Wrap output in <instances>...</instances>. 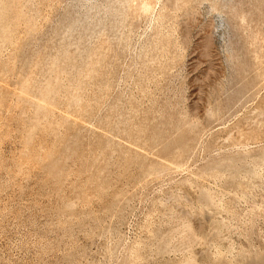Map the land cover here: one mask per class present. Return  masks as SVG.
I'll use <instances>...</instances> for the list:
<instances>
[{"label":"rangeland","instance_id":"rangeland-1","mask_svg":"<svg viewBox=\"0 0 264 264\" xmlns=\"http://www.w3.org/2000/svg\"><path fill=\"white\" fill-rule=\"evenodd\" d=\"M120 1L0 0V264H264V0Z\"/></svg>","mask_w":264,"mask_h":264},{"label":"bare ground","instance_id":"bare-ground-1","mask_svg":"<svg viewBox=\"0 0 264 264\" xmlns=\"http://www.w3.org/2000/svg\"><path fill=\"white\" fill-rule=\"evenodd\" d=\"M23 1H24V0H23ZM150 1H151V0H150ZM150 1H149V0H122V1L119 2V4L117 3V4L119 5V8H118L117 6H116V7H117L118 9H120L119 11L121 12L122 10H124V8H128V10L131 9V6L133 7L134 2H135V3L137 2V3L134 5V6L136 7L135 9L138 8V11H140V13H144V14H145V13H148V12H150V11L152 10V5H153V4H151V3H153V2L151 1V3H150ZM154 1H155V0H154ZM177 1H178V0H177ZM183 1H184V0H183ZM183 1H182V2H183ZM27 2H28V1H27ZM109 2H110V0H109ZM173 2H175V1L173 0ZM173 2H172V4H173ZM182 2L180 1V4H181ZM184 2H185V1H184ZM9 3H10V2H9ZM90 3H91V2H90ZM99 3H100V2H99ZM113 3H115L114 0H113ZM113 3H112V4H113ZM155 3H157V2H155ZM167 3H168V2H167ZM175 3H176V2H175ZM178 3H179V2H178ZM21 4H22V3H21ZM83 4H84V3H83ZM102 4H103V3H102ZM104 4H105V2H104ZM106 4H108V3H107V0H106ZM85 5H86V4H85ZM95 5H96V4H95ZM100 5H101V4H100ZM110 5H111V4H109V5H107V6L109 7ZM113 5H114V4H113ZM113 5H112V6H113ZM183 5H184V3H183ZM92 6H93V4H92ZM92 6H90V7H92ZM97 6H98V5H97ZM180 6H181V5H180ZM180 6H179V7H180ZM14 7H15V6H14ZM86 7H87V6H86ZM95 7H96V6H95ZM105 7H106V6H105ZM155 7H156V6H155ZM155 7H154V8H155ZM177 7H178V6H177ZM177 7H176V8H177ZM96 8H97V7H96ZM96 8H95L94 10H96ZM98 8H99V6H98ZM103 8H104V7H103ZM106 8H107V7H106ZM106 8H104L103 11L107 10L106 12H108V9H109V8H108V9H106ZM174 8H175V7H174ZM86 9H87V8H86ZM92 9H93V8H92ZM101 9H102V8H101ZM112 9L114 10L113 7H112ZM115 9H116V8H115ZM118 9H117V10H118ZM132 9H133V8H132ZM87 10H88V9H87ZM162 10H164V9L162 8ZM172 10H173V9H172ZM96 11H97V10H96ZM109 11H110V10H109ZM111 11H112V10H111ZM114 11H115L114 15H116L117 13H119L118 11H117V13H116V10H114ZM134 11H135V10H134ZM138 11H137V12H138ZM152 11H153V10H152ZM85 12H86V11H85ZM87 12H88V11H87ZM100 12H101V11H100ZM100 12H99V13H100ZM122 12H123V11H122ZM124 12H127V11L124 10ZM169 12H170V11H169ZM96 13H97V12H96ZM104 13H105V12H104ZM112 13H113V11H112ZM128 13H129V12H128ZM134 13H135V16H136V12H134ZM88 14H89V13H88ZM101 14H102V12H101ZM101 14H100V15H101ZM121 14H122V13H121ZM121 14H119V15L121 16ZM132 14H133V12H131V17H132ZM137 14H138V13H137ZM150 14H151V12H150ZM165 14H166V13H165ZM85 15H86V14H85ZM85 15H84V16H85ZM95 15H96V14H95ZM105 15L107 16L106 13H105ZM111 15H113V14H110L109 17H110ZM122 15H123V14H122ZM125 15H126V14H125ZM89 16L92 17V16H94V15H93V13H92V16H91V14H90ZM97 16H99L98 13H97ZM97 16H94V17H97ZM116 16H117V15H116ZM116 16H115V17H116ZM120 16H118V17H120ZM149 16H150V15H149ZM149 16H148V17H149ZM169 16H170V15H169ZM85 17H86V16H85ZM99 17H100V16H99ZM102 17H104V16H102ZM128 17H129V15H128ZM131 17H130V18H131ZM138 17H139V16H138ZM163 17L165 18V16H163ZM163 17H162V18H163ZM167 17H168V15H167ZM186 17H187V16H186ZM97 18H98V17H97ZM125 18H126V17H125ZM135 18H136V17H135ZM164 18H163V19H164ZM79 19H80V18H79ZM79 19H78V20H79ZM84 19H85V18H84ZM103 19H104V18H103ZM103 19H102V20L100 19V23H101V21H103ZM110 19H111V17H110ZM132 19H133V17H132ZM186 19H187V18H186ZM81 20H82V19H81ZM89 20H90V22H92V21H91L92 19H89V17H88V21H89ZM94 20H95V19H94ZM96 20H97V19H96ZM111 20L113 21V18H112ZM117 20H118V19H117ZM120 20H121V19H120ZM122 20H123V19H122ZM122 20H121V22H122ZM124 20L126 21V19H124ZM128 20H129V19H128ZM188 20H189V19H188ZM106 21H107V20H106ZM116 22L119 23V21H116ZM121 22L119 23V26H120V24H122ZM133 22H134V21H133ZM75 23H76V22H75ZM75 23H74V24H75ZM77 23H78V22H77ZM88 23H89V22H88ZM93 23H94V21H93ZM106 23H107V22H106ZM80 24H81V23H80ZM90 24H91V23H90ZM90 24H89V26H90ZM95 24H96V23H95ZM95 24H94V25H95ZM98 24H99V23H98ZM102 24H103V23H102ZM109 24H110V23H109ZM112 24H113V23H111V25H112ZM81 25H82V24H81ZM83 25H84V24H83ZM86 25H88V24H86ZM94 25H93V27H94L93 29L95 30V29H97V27H96L97 25H95V26H94ZM99 25H100V24H99ZM114 25H115V27H118V26H116V23H115ZM123 25H124V24H123ZM125 25H126V24H125ZM130 25L132 26V22L130 23ZM133 25H134V24H133ZM75 26H76V25H75ZM84 26H85V25H84ZM109 26H110V25H109ZM87 27H88V26H87ZM90 27H92V25H91ZM95 27H96V28H95ZM121 27H122V25H121ZM74 28H75V27H74ZM88 28H89V27H88ZM98 28H99V26H98ZM125 28H126V27L124 26L123 29H125ZM81 29H84V28L81 27ZM90 29H91V28H90ZM93 29H92V30H93ZM112 29H113V28H112ZM115 29L120 30L119 28H114L113 30H115ZM123 29H122V30H123ZM130 29H131V27H130ZM79 30H80V29H79ZM86 30H87V29H86ZM103 30H104V29H102V31H103ZM105 30H106V29H105ZM108 30H109V29H108ZM108 30H107L106 32H108ZM110 30H111V29H110ZM110 30H109V31H110ZM118 30H117V31H118ZM90 31H91V30H89V31H87V32L89 33ZM85 32H86V31H85ZM85 32H84V33H85ZM87 32H86V33H87ZM95 32H96V31H95ZM111 32H113V31H111ZM123 32H124V31H123ZM76 33H79V31H78V32L76 31ZM80 33H81V32H80ZM82 33H83V32H82ZM82 33H81V34H82ZM91 33H92V32H91ZM98 33H101V34L103 35V32H100V31H99ZM104 33H105V32H104ZM113 33H114V32H113ZM113 33H112V35H114V34H116V33H118V32L115 31V33H114V34H113ZM81 34H80V35H81ZM101 34H99V37H100ZM106 34H107V33H106ZM119 34H120V33H119ZM121 34H122V33H121ZM124 34H125V32H124ZM124 34H123V35H124ZM68 35H69V34H68ZM82 35H83V34H82ZM88 35H90V34H88ZM93 35H94V34H93ZM96 35H98V34H96ZM102 35H101V36H102ZM107 35H108V34H107ZM107 35H106V36H107ZM110 35H111V34H110ZM84 36H85V35H84ZM91 36H92V35H91ZM120 36H121V35H120ZM115 37H116V35H115ZM82 38H83V37H82ZM84 38H85V37H84ZM84 38H83V39H84ZM89 38H90V37H89ZM91 38H92V37H91ZM94 38H95V35H94ZM94 38H93V39H94ZM97 38H98V37H97ZM117 38H119V36H118ZM120 38H121V37H120ZM86 39H87V37H86ZM86 39L83 40V41L85 42ZM112 39H113V38H112ZM121 39H122V38H121ZM123 39H124V38H123ZM117 40H118V39H116V41L114 40L115 44H117ZM81 41H82V40H81ZM87 41L91 42L89 39H88ZM87 41H86V42H87ZM109 41H110V39H109ZM109 41H108V42H109ZM123 41H124V40H123ZM120 42H121V41H120ZM82 43H83V42H82ZM111 43H113L112 40H111ZM118 43H119V40H118ZM106 44H107V43H106ZM108 44H109V43H108ZM121 44H122V43H121ZM123 45H124V44H123ZM108 46L110 47V45H108ZM111 46H112V44H111ZM117 46H118V45H117ZM117 46H116V50H117ZM120 46H121V45H120ZM113 47H114V45H113ZM121 48H122V47H121ZM105 49H106V48H105ZM82 50H83V49H82ZM108 50H109V48H108ZM69 51H70V50H69ZM105 53H106V52H105ZM105 53H104V54H105ZM64 55H65V53H64ZM103 56H104V55H103ZM103 56H102V58H103ZM104 57H105V56H104ZM73 64H74V63H73ZM260 65H261V64H260ZM262 65H264V64H262ZM262 65H261V66H262ZM97 66H98V65H97ZM61 67H62V66H61ZM86 67H87V66H86ZM262 68H263V67H262ZM63 70H65V68H64ZM71 70H72V69H71ZM259 70H260V68H259ZM257 71H258V69H257ZM257 71H256V72H257ZM263 71H264V70H263ZM88 73H89V72H88ZM258 73H260V72H258ZM262 73H263V72H262ZM258 75H259V74H258ZM261 76H262V75H261ZM261 78L263 79V77H260V79H261ZM257 80H259V79H257ZM261 81H262V80H261ZM256 82H257V81H256ZM262 82H263V81H262ZM251 83H253V82H251ZM258 84H259V83H258ZM258 84H257V85H258ZM259 85H260V84H259ZM261 85H262V84H261ZM261 85H260V86H261ZM255 88H256V87H254V89H255ZM256 89H257V88H256ZM261 114H262V113H261ZM181 128H182V127H181ZM181 128H178V129H180V131H181ZM185 128H186V126H185ZM178 129H177L176 133L178 132ZM182 130H184V129H182ZM176 133H175V134H176ZM178 133H179V132H178ZM180 133H181V132H180ZM181 134H183V132H182ZM187 135H188V134H187ZM176 136H177V135H176ZM180 136H181V135H180ZM182 136H183V135H182ZM190 136H191V135H190ZM183 137H184V139H185V134H184ZM183 137H182V138H183ZM192 137H193L192 139H194V136H192ZM170 138H171V140L173 139V141H174V143H175V140H176L177 137L175 138V140H174V138H172V137H170ZM167 140H169V139H167ZM167 140H166V141H167ZM189 142H190V141H189ZM164 143H165V142H164ZM167 143H170V142L168 141ZM174 143H173V144H174ZM178 143H179V142H178ZM178 143H176V144H178ZM181 143H183V140H182ZM181 143H179V144H181ZM184 143H186V142L184 141ZM184 143H183V144H184ZM165 144H166V143H165ZM173 144L171 143V145H173ZM179 144H178V145H179ZM184 145H185V144H184ZM184 145H182V146H184ZM186 145H187V143H186ZM186 145H185V147H186ZM176 146H177V145H176ZM176 146L174 145V147H176ZM182 146H181V150H180L179 152L182 151ZM185 147H184V148H185ZM161 148H162V147H161ZM167 148H168V147H167ZM171 148H172V146H171ZM178 148H180V147H177V149H178ZM173 150H174V149H173ZM175 150H176V149H175ZM165 151H168V150H165ZM170 151H172V150H170ZM172 152H173V151H172ZM176 152H177V151H176ZM181 153H183V152H181ZM176 156H177V155H176ZM179 156H180V154H179ZM158 158H159V157H158ZM175 159H176V157H175ZM159 160H160V159H159ZM164 160H165V159H164ZM164 160H163V162H164ZM176 160H177V159H176ZM168 161H169V160H167L166 162H168ZM170 161H171V160H170ZM170 161H169V162H170ZM174 161H175V160H174ZM224 161H225V160H224ZM224 161H223V163H224ZM159 162H160V161H159ZM226 162H229V161H226ZM230 162H231V161H230ZM230 162H229V164H230ZM179 163H180V162H179ZM223 163H222V164H223ZM170 164L172 165V163H170ZM175 164H176V162H173V165H175ZM163 165H164V164H163ZM163 165H162V166H163ZM219 165H221V163L218 164V167H219ZM227 165H228V164H227ZM230 165H231V164H230ZM164 166H165V165H164ZM176 166L178 167L179 164H178V165L176 164ZM167 167H168V166H166V168H167ZM228 167H229V166H228ZM161 168H162V167H161ZM164 169H165V168H164ZM170 169H171V168H170ZM175 169H176V168H175ZM165 170H166V169H165ZM168 170H169V169H168ZM207 216H208V215H207ZM208 219H209V218H208ZM213 224H214V223H213Z\"/></svg>","mask_w":264,"mask_h":264}]
</instances>
